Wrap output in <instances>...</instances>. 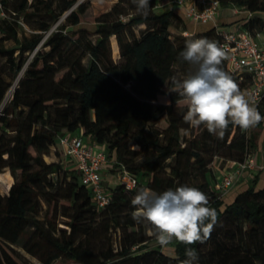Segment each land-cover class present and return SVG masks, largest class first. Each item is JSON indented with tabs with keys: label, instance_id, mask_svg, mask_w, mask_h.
<instances>
[{
	"label": "trees",
	"instance_id": "obj_1",
	"mask_svg": "<svg viewBox=\"0 0 264 264\" xmlns=\"http://www.w3.org/2000/svg\"><path fill=\"white\" fill-rule=\"evenodd\" d=\"M29 1L3 2L29 21L38 17L32 35L20 39L17 23L0 20V57L8 67L0 69V107L16 81L0 114V174L8 169L15 179L5 195L0 192V264H31L15 250L19 245L42 264L62 258L76 264H181L188 247L198 252L195 264H225L230 246L225 243L224 250L217 232L230 223L247 245L246 264H264V188H258L256 179L226 204L222 194L210 190L207 178L217 159L243 162L255 136L232 125L223 139L203 125L191 128L183 120L186 104L181 107L183 99L171 91L170 77L186 75L191 66L179 57L187 38L174 37L170 28L177 21L196 39L220 45L215 28L194 29L179 10L157 12L163 0H149L147 17L137 13L132 0H118L111 11L89 21V5L74 8L78 0ZM219 1L223 7L235 4L247 12H264V0ZM136 27L140 36L133 32ZM243 27L253 34L264 24L248 19ZM112 37L119 46L118 63L112 57ZM8 40L15 48H5ZM222 67L227 72L225 60ZM231 76L242 92L251 85L247 76ZM257 110L264 117V100ZM262 120L255 126L262 130L264 147ZM76 131L105 146L114 173L124 167L146 177L147 184L131 191L121 183L109 188L111 202L100 209L75 170L65 169L60 157L56 162L46 159L62 133ZM138 158L143 162L137 163ZM180 185L199 188L217 211L209 255L203 251L206 243L174 241L173 254L165 252L170 245L150 248L157 241L132 219L131 200L141 187L161 193ZM43 212L41 226L37 219ZM30 226L34 229L28 232ZM112 231L121 232L117 246ZM230 231L225 230V237Z\"/></svg>",
	"mask_w": 264,
	"mask_h": 264
},
{
	"label": "clouds",
	"instance_id": "obj_2",
	"mask_svg": "<svg viewBox=\"0 0 264 264\" xmlns=\"http://www.w3.org/2000/svg\"><path fill=\"white\" fill-rule=\"evenodd\" d=\"M138 14L147 17L149 0H132ZM179 57L190 65L180 78L171 76L172 92L187 106L183 115L191 128L205 126L208 133L223 139L229 125L247 130L264 117L252 106L239 85L222 67L227 49L207 38L186 40ZM188 134V129L184 130ZM132 219L145 225L146 234L161 247L173 242L204 244L211 238L218 214L209 206V197L197 187L180 185L161 193L141 187L131 200ZM181 264H195L198 252L186 248Z\"/></svg>",
	"mask_w": 264,
	"mask_h": 264
},
{
	"label": "built area",
	"instance_id": "obj_3",
	"mask_svg": "<svg viewBox=\"0 0 264 264\" xmlns=\"http://www.w3.org/2000/svg\"><path fill=\"white\" fill-rule=\"evenodd\" d=\"M4 0H0V20L13 21L19 27L27 29L23 18L7 9ZM179 10L185 18L195 25H212L217 35L221 38L220 45L227 49V72L237 76L240 80L249 77L251 85L243 92L256 109L264 100V46L243 25L230 29L218 24L222 11V3L219 0H163ZM193 37L194 34L186 32ZM3 34L0 30V37ZM9 98V97H8ZM7 102V101H6ZM3 107H0V114ZM248 130V129H247ZM247 130H245L247 132ZM248 133V132H247ZM81 131L62 133L57 140L65 158L71 160L73 169L81 179L84 186L89 188L95 204L100 208H106L111 202L110 189L104 183L103 176L113 172V160L109 158L105 146L96 141L85 140ZM56 146V145H55ZM217 161L213 164V170H219ZM230 171L223 174L218 188L224 193L230 190L241 178L253 171L264 170V162L258 164L251 152L243 162H231ZM61 164H64L61 160ZM65 169H68L65 167ZM70 170V169H68ZM114 173V172H113ZM120 183L129 191L134 190L140 184V178L124 167L117 171ZM157 248L164 250L158 243Z\"/></svg>",
	"mask_w": 264,
	"mask_h": 264
},
{
	"label": "rangeland",
	"instance_id": "obj_4",
	"mask_svg": "<svg viewBox=\"0 0 264 264\" xmlns=\"http://www.w3.org/2000/svg\"><path fill=\"white\" fill-rule=\"evenodd\" d=\"M10 1L13 2L14 0H10ZM29 2H31V0ZM78 2L85 3V4L89 5V9H88L87 13L85 14V17L89 21V20H92L93 18L99 17L102 14H105V13L111 11L112 8L114 7V5L118 2V0H78ZM171 9H172L171 5L162 1L160 3V5L157 7V12H162V11L171 10ZM222 10L224 12V15H226V16H239V15L241 16V14H244L245 12H247L245 9L240 8L239 6H237L235 4H229L225 7H223ZM31 12H34V10L32 8H29V13H31ZM246 14L252 15L251 19H258L259 22L264 24V12H261V11H259V12H247ZM20 16L23 18L24 23L27 26V29H25L23 27L18 28L19 38L22 39L23 37L30 36L36 32L34 30V25H35V22L38 20V17H35L33 20L29 21L27 19V17H25L24 15L21 14ZM56 26H57V24H54L52 29H54ZM144 27L145 26H142V28H144ZM170 30H171L174 37L183 36V37L187 38V40L188 39H196L195 37L187 36L186 35V32H188L187 29L185 28V26H181L177 21L173 24V26L170 28ZM257 30H260V29H257ZM133 32L137 36H140V30L138 27H136L135 31H133ZM92 39L95 40V37H92ZM4 46L6 49H13V48H15L16 45L13 41L8 40L4 43ZM111 46H112L113 60L115 63H118L120 61V51H119L118 42H117L115 37L111 38ZM33 54L34 53L28 54V57L32 58ZM17 55H18V52H16V56ZM87 64H88V59L85 60V65H87ZM4 68H5V70L8 68L6 66V60L4 58L0 57V69L2 70ZM15 82H14L13 86L15 85ZM13 86H12V89L14 88ZM12 89L9 90V92L7 93V96L10 95V92ZM8 99H10V96H9V98H6V100L4 101V103L1 107H4V105H5L6 101H8ZM180 104L182 107L183 106L182 104H185V103L182 102ZM187 137H190V134H188ZM85 140H88V138H85ZM52 152H53V150L51 151V153L49 155L46 156V159H47V157L50 159V160H48V162H52V160H54ZM216 161H218V159ZM136 162L142 163L143 159L138 158L136 160ZM216 165H217V163H216ZM114 174L117 175L116 173H114ZM0 175H1L0 178H2L4 176L7 177V178H4L5 183L0 180V192H1V194L5 195L7 192L8 186L12 185L15 182V179L8 169H6ZM207 178L209 181L211 191H213L217 194H223L224 193L223 191H221V189H219L217 187V185H216L217 182L215 181L213 173L212 174L209 173ZM147 181L148 180L146 177L140 175L141 185H143V186L146 185ZM255 181H256V179L252 180L251 184H253ZM105 184H106V187L108 189L116 187L117 185H119V181L117 179V176H115V178L112 177L111 175L108 176L107 180L105 181ZM44 219H45V213L43 212V213H41V215L37 219L41 226L44 225ZM222 225H225V224L223 223ZM33 229H34V227L30 226L28 228V232H31ZM227 229L232 230V232L230 231L229 233H227V235L225 237V230H227ZM221 230H223L224 232H221V231L217 232L219 234L218 235L219 236V242L222 244L223 247H224L225 243H227L230 246V250H227L224 247V250H227L228 252H230V255L224 260L225 262H222V263H225V264H228L229 262H235V264H246V263H248V261H246L247 259H245V258H247L245 255V253L247 252V250H246L247 245L245 244L244 241H242L239 230L237 231V228L235 226H233L231 223L225 227L222 226ZM236 232H237V234H236ZM111 233L113 234L114 243L117 246V243L119 242L120 237H121V232L119 231V232L115 233V231H112ZM233 233H235V235H233ZM25 237L26 236H24V238ZM214 240H215L214 235H211V238L206 242L205 246H203V251L207 255L210 254V251L213 248V244L215 242ZM23 242H24V240L22 239L21 243H23ZM156 244L150 243L149 244L151 246L150 248H156L157 247ZM14 248L18 252H20V254L24 258V260H27L29 263H31V264H42L37 258H34V257L30 256L29 254H27L22 249L21 245L14 246ZM53 264H76V263L62 258V259H58Z\"/></svg>",
	"mask_w": 264,
	"mask_h": 264
},
{
	"label": "crops",
	"instance_id": "obj_5",
	"mask_svg": "<svg viewBox=\"0 0 264 264\" xmlns=\"http://www.w3.org/2000/svg\"><path fill=\"white\" fill-rule=\"evenodd\" d=\"M247 12H245L244 14H241V16H226L224 15L223 10L220 13V17L218 19V24L223 26V27H227L230 29L236 28L238 26H242L248 19L252 18V15H248L246 14ZM241 19H245V22H239V23H235L234 25H230L234 22H236L237 20H241ZM194 29H198L199 27H201V25H195L192 24ZM253 36L256 37V39L259 41V43L264 46V29L263 30H255V32L253 33ZM263 121V126H264V119ZM249 136L251 138H253L255 136L256 140L254 143V147L252 149V153L256 159V162L258 164H262L264 162V147H262V130L261 128H258L257 126L251 127L247 130ZM53 150L52 154H53V159L52 162L58 161V157H60V159L62 160L64 167L68 168V169H73V165L70 159L65 158L64 154L62 153L61 147L56 144V146L51 148V151ZM60 152V155L58 156ZM217 165H218V171L217 170H213V176L215 178V181L217 182L216 185L218 187V184L221 182L223 174L226 172L230 171V163L227 162H222L221 160L217 161ZM112 176L115 178V175L113 172H106L103 176V180L104 183L107 180L108 176ZM118 179V176H117ZM257 179V183H258V188H264V170H259V171H253L250 174L241 177L236 183L235 185L228 190L227 192L223 193L221 196L222 198L226 201V204H230L232 203L236 196L241 193L242 191H244L248 186L252 185L251 181ZM119 181V179H118ZM120 183V181H119ZM106 185V184H105ZM166 253L169 254H173L174 253V247L171 244L166 250Z\"/></svg>",
	"mask_w": 264,
	"mask_h": 264
},
{
	"label": "water",
	"instance_id": "obj_6",
	"mask_svg": "<svg viewBox=\"0 0 264 264\" xmlns=\"http://www.w3.org/2000/svg\"><path fill=\"white\" fill-rule=\"evenodd\" d=\"M80 3H81V2H78V3L75 5L74 8H76L78 5H80ZM74 8H72V10H73ZM72 10H71V11H72ZM71 11H70V12H71ZM70 12H69V13H70ZM69 13H68V14H69ZM68 14H67V15H68ZM52 31H53V30H52ZM52 31H51V32H52ZM51 32H50V33H51ZM50 33H49V34H50ZM49 34H48V35H49ZM41 45H42V43L40 44V46H41ZM40 46H39V47H40ZM39 47H38V48H39ZM38 48H37V49H38ZM21 75H22V73H21L20 76L18 77L17 83H18V81L20 80Z\"/></svg>",
	"mask_w": 264,
	"mask_h": 264
},
{
	"label": "bare ground",
	"instance_id": "obj_7",
	"mask_svg": "<svg viewBox=\"0 0 264 264\" xmlns=\"http://www.w3.org/2000/svg\"><path fill=\"white\" fill-rule=\"evenodd\" d=\"M12 91H13V89H12ZM12 91H11V92H12ZM11 92H10V95H11ZM10 95H8V97H9Z\"/></svg>",
	"mask_w": 264,
	"mask_h": 264
}]
</instances>
